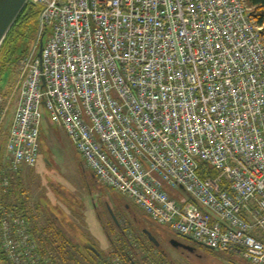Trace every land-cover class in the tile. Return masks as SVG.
<instances>
[{
  "label": "built area",
  "instance_id": "built-area-1",
  "mask_svg": "<svg viewBox=\"0 0 264 264\" xmlns=\"http://www.w3.org/2000/svg\"><path fill=\"white\" fill-rule=\"evenodd\" d=\"M35 3L39 34L8 101L20 96L9 170L37 163L45 112L154 223L264 264V27L246 1ZM201 163L218 175L202 178ZM0 233L12 264L41 261L25 219L4 213Z\"/></svg>",
  "mask_w": 264,
  "mask_h": 264
},
{
  "label": "rangeland",
  "instance_id": "rangeland-1",
  "mask_svg": "<svg viewBox=\"0 0 264 264\" xmlns=\"http://www.w3.org/2000/svg\"><path fill=\"white\" fill-rule=\"evenodd\" d=\"M18 78V70L10 76L8 97L1 102L5 107ZM19 97L13 98L6 117L0 116V141L4 144L14 122ZM43 113L39 159L34 166H24L20 176L12 178L9 199L13 205L24 204L32 228L34 224L42 227L54 220L74 243L96 247L104 256L120 248L121 239L129 238L133 242L138 237L145 239L144 228H148L160 244L156 259L163 258L167 264H249L242 258L210 250L186 238L183 244L195 247L197 252L191 254L173 246L171 241L176 233L154 223L131 199L102 184L79 156L66 132L53 125ZM126 248L129 249L128 245Z\"/></svg>",
  "mask_w": 264,
  "mask_h": 264
},
{
  "label": "trees",
  "instance_id": "trees-1",
  "mask_svg": "<svg viewBox=\"0 0 264 264\" xmlns=\"http://www.w3.org/2000/svg\"><path fill=\"white\" fill-rule=\"evenodd\" d=\"M245 1L248 7L251 8V13L257 24L264 27V0ZM40 13V7L28 5L12 28L1 49L0 95L5 99L6 97H8L7 88L2 92L3 85L1 81L5 73L9 71L15 72V68L13 67V65H15L18 60L26 57L33 48L34 45L32 43L36 42L39 34ZM19 32L22 39V42L20 44L16 43L17 41H19L17 38ZM262 37L264 39V30L262 32ZM4 109L5 104H0V116L2 115ZM40 140H42V136ZM6 144L0 141V226L4 213H12L14 216L21 217L25 220L26 218H28L23 203L19 205H13L11 204L12 202L9 203V199L12 195L11 180L15 175L20 176L22 169H20L17 173L11 172L9 170V161L7 160L5 151ZM200 175L202 176V178H207L209 176L215 177L218 175V173L214 170H211L209 165H207L206 163H201ZM169 194L171 197H173L172 192L169 191ZM30 231L33 239L38 245L39 254L41 257V261L38 264H113V260L117 256L122 258L126 264H136L135 255L137 256V254L139 253V249L145 248L143 246L142 237L135 238V242H133L129 238H127L126 240L121 239L120 248H116L114 252L109 253L107 256H104V254L101 253L96 247L81 246L74 243L54 220H50L42 227L33 226V228H30ZM144 236L148 242V251L150 250V248H152V250H157V247L149 242L147 236ZM127 245L129 249L126 248ZM194 252H197L195 247L192 253ZM226 253L230 254L233 257L240 258L234 253ZM157 256L159 255H154L151 258V264H167V261L163 258L157 260ZM0 264H12L4 250L1 233ZM173 264L176 263L173 262Z\"/></svg>",
  "mask_w": 264,
  "mask_h": 264
},
{
  "label": "water",
  "instance_id": "water-1",
  "mask_svg": "<svg viewBox=\"0 0 264 264\" xmlns=\"http://www.w3.org/2000/svg\"><path fill=\"white\" fill-rule=\"evenodd\" d=\"M28 5L37 6L35 0H0V52L9 33ZM42 48L43 44L41 43L39 56H41ZM148 238L153 245L156 247L160 246L159 242L152 234L149 233ZM171 244L190 252L194 251L193 247L179 243L176 240H172Z\"/></svg>",
  "mask_w": 264,
  "mask_h": 264
},
{
  "label": "flooded vegetation",
  "instance_id": "flooded-vegetation-1",
  "mask_svg": "<svg viewBox=\"0 0 264 264\" xmlns=\"http://www.w3.org/2000/svg\"><path fill=\"white\" fill-rule=\"evenodd\" d=\"M17 38H18V40L19 41H17L16 43H18V44H20L21 42H22V39H21V37H20V32L18 33V36H17ZM20 61L21 60H18L16 63H15V65H13V67L15 68V72H16V70H17V68H18V65H19V63H20ZM11 66V65H10ZM15 72H12V71H9V72H7V73H5V75H4V77H3V79H2V81H1V83H2V85H3V90H2V92L3 91H5V89L7 88V85H8V82H9V79H10V76L13 74V73H15ZM1 92V93H2ZM2 98L3 97H1V95H0V101L2 100ZM1 104V103H0ZM144 230L146 231V236H147V238H148V234L150 233V234H152L153 236H154V234H153V232L150 230V229H148V228H144ZM122 236H125V232H122ZM174 238V240H176L177 242H179V243H182L183 244V242H182V240L183 239H185V238H183L182 236H179L178 234H176V236L175 237H173ZM148 240H149V238H148ZM150 242V241H149ZM148 242H147V239H143V246L146 248H144V249H141V252L140 253H138L137 254V256L135 255V263L136 264H151V258L154 256V255H160L159 253V247H157V250H152V248H150V250L148 251ZM140 257V258H139ZM138 259H140V260H138Z\"/></svg>",
  "mask_w": 264,
  "mask_h": 264
},
{
  "label": "crops",
  "instance_id": "crops-1",
  "mask_svg": "<svg viewBox=\"0 0 264 264\" xmlns=\"http://www.w3.org/2000/svg\"><path fill=\"white\" fill-rule=\"evenodd\" d=\"M27 220V223L29 224V226H31L32 225V223H31V221L28 219V218H26ZM37 226H39V224H36ZM35 224H34V226H36ZM30 228H32V227H30Z\"/></svg>",
  "mask_w": 264,
  "mask_h": 264
}]
</instances>
